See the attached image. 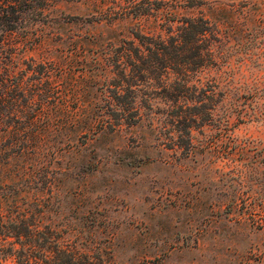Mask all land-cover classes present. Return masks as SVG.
I'll list each match as a JSON object with an SVG mask.
<instances>
[{"label":"rangeland","instance_id":"1","mask_svg":"<svg viewBox=\"0 0 264 264\" xmlns=\"http://www.w3.org/2000/svg\"><path fill=\"white\" fill-rule=\"evenodd\" d=\"M45 13L47 24L7 41L66 69L56 104L105 105L102 87L88 82L102 74L89 70L96 43L134 31L167 36L191 14L220 23L215 63L200 76L206 105L222 97L209 88L225 95L183 159L164 144L177 103L161 88L142 90L137 127L80 138L78 150L53 156L58 194L43 221L56 223L63 243L115 264H264V0H48Z\"/></svg>","mask_w":264,"mask_h":264},{"label":"trees","instance_id":"2","mask_svg":"<svg viewBox=\"0 0 264 264\" xmlns=\"http://www.w3.org/2000/svg\"><path fill=\"white\" fill-rule=\"evenodd\" d=\"M47 1L0 0V264H115L63 243L56 223L43 221L58 194L53 156L78 150L80 138L137 127L144 118L140 93L156 87L178 105L169 112L164 144L179 158L193 157L194 129L211 119L225 95L209 88L222 97L206 105L210 85L200 76L215 63L220 23L191 14L167 36L134 31L115 43H96V63L89 70L97 67L102 74L90 75L88 82H98L106 103L71 110L55 103L64 92L66 69L52 57L27 59L20 43L7 41L13 33L47 24ZM80 161L93 167L85 156ZM234 172L235 179L243 175Z\"/></svg>","mask_w":264,"mask_h":264}]
</instances>
